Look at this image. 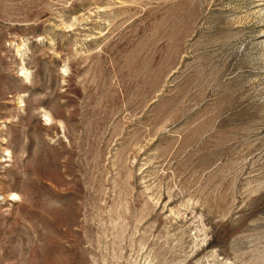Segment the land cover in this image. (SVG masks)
I'll return each instance as SVG.
<instances>
[{
    "label": "rangeland",
    "instance_id": "rangeland-1",
    "mask_svg": "<svg viewBox=\"0 0 264 264\" xmlns=\"http://www.w3.org/2000/svg\"><path fill=\"white\" fill-rule=\"evenodd\" d=\"M0 264H264V0H0Z\"/></svg>",
    "mask_w": 264,
    "mask_h": 264
}]
</instances>
